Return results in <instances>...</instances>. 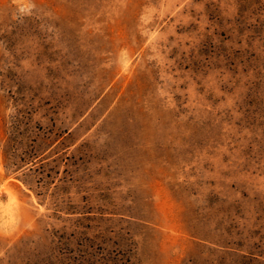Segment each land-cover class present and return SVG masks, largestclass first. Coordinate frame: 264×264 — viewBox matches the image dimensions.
<instances>
[{
	"label": "rangeland",
	"instance_id": "1",
	"mask_svg": "<svg viewBox=\"0 0 264 264\" xmlns=\"http://www.w3.org/2000/svg\"><path fill=\"white\" fill-rule=\"evenodd\" d=\"M0 264H264V0H0Z\"/></svg>",
	"mask_w": 264,
	"mask_h": 264
}]
</instances>
